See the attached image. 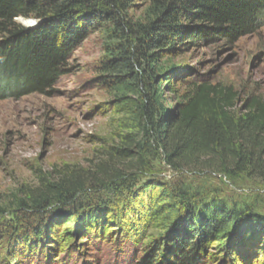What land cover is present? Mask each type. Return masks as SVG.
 <instances>
[{
  "label": "trees",
  "instance_id": "1",
  "mask_svg": "<svg viewBox=\"0 0 264 264\" xmlns=\"http://www.w3.org/2000/svg\"><path fill=\"white\" fill-rule=\"evenodd\" d=\"M21 19L38 24L30 28ZM262 27L264 0H0V100L54 94L73 53L101 33V85L122 116L117 145L95 170L67 166L27 193L24 204L40 220L35 238H42L55 212L76 219L95 210L101 201L88 196L98 190L131 196L124 214L132 219L124 224L150 225L163 216V233L131 264H203L206 249L226 237L222 249L229 254L249 238L264 237V217L202 195L185 181L148 179V196L135 190L153 173V162L194 179L264 181V94L251 95L239 108L232 86L195 81L178 92L186 78L171 63L200 40L237 42ZM100 208L95 212L110 210L106 202ZM11 254L18 259V251Z\"/></svg>",
  "mask_w": 264,
  "mask_h": 264
},
{
  "label": "rangeland",
  "instance_id": "2",
  "mask_svg": "<svg viewBox=\"0 0 264 264\" xmlns=\"http://www.w3.org/2000/svg\"><path fill=\"white\" fill-rule=\"evenodd\" d=\"M27 21L31 20L19 23L28 26ZM105 42L104 35L96 33L77 48L69 74L55 85L54 94L0 100V264H131L163 233V216L154 224L129 226L124 222L132 218L124 213L131 196L98 190L88 198L106 202L112 212H95L101 209L99 202L95 210L84 211L76 219L55 212L46 220L42 238L36 239L40 220L24 204L40 178L52 179L67 166L95 170L103 153L117 145L115 133L122 116L114 95L101 85L99 71ZM171 63L186 78L178 92L195 81L232 86L239 94L238 107L243 108L251 95L264 94V27L237 42L200 40ZM172 96H167L171 105ZM153 166V173L141 179L135 189L142 190V195L151 192L150 185L144 184L148 179L180 180L202 195L246 206L264 217V181L216 175L194 179L161 162H153ZM88 212L90 217L85 216ZM258 236L231 254L222 249L228 247L230 237L211 244L203 264H264V237ZM13 249L19 252L14 262Z\"/></svg>",
  "mask_w": 264,
  "mask_h": 264
},
{
  "label": "water",
  "instance_id": "3",
  "mask_svg": "<svg viewBox=\"0 0 264 264\" xmlns=\"http://www.w3.org/2000/svg\"><path fill=\"white\" fill-rule=\"evenodd\" d=\"M32 22H33L32 25L29 26L30 28H33V27H35L38 24L36 21H32Z\"/></svg>",
  "mask_w": 264,
  "mask_h": 264
},
{
  "label": "bare ground",
  "instance_id": "4",
  "mask_svg": "<svg viewBox=\"0 0 264 264\" xmlns=\"http://www.w3.org/2000/svg\"><path fill=\"white\" fill-rule=\"evenodd\" d=\"M24 22H25V21H24ZM32 23H33L32 21H27V22H26V24H27L28 26H31Z\"/></svg>",
  "mask_w": 264,
  "mask_h": 264
}]
</instances>
